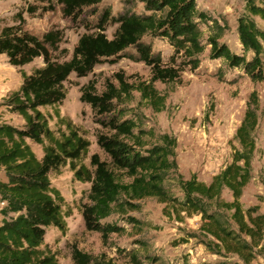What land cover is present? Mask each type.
<instances>
[{"label": "trees", "instance_id": "trees-1", "mask_svg": "<svg viewBox=\"0 0 264 264\" xmlns=\"http://www.w3.org/2000/svg\"><path fill=\"white\" fill-rule=\"evenodd\" d=\"M243 13L237 20V40L240 53L231 51L221 38L226 25L201 13L196 0H125L115 15L103 10L98 17L95 34L83 35L74 48L70 60L58 63L50 59L47 44L53 35L43 39L17 27H5L0 32V55H5L11 66L21 68L36 58L44 66L31 75L19 71L22 84L18 91L3 103L21 116L24 127L0 124V264H59L56 256L44 244L45 230L66 228L61 211L62 198L51 186L50 175L69 165L75 176L91 183L89 203L83 205L82 216L89 231L103 237L119 234L125 228L117 222H107L117 216L127 225L138 229L143 223L131 217L129 211L140 209L139 201L155 198L170 206L176 215H199L200 233L207 251L224 261L214 264H252L256 258L264 262V214L254 208L244 209L241 204L243 189L251 179V161L255 150L254 132L257 126V101H252L237 128L234 149L229 165L206 184L190 178L184 180L176 163V140L167 135H156L124 113H112V100L119 95L109 90L101 97L85 89L81 101L88 103L101 116V125L114 132L111 136H97V144L111 157L114 164L127 172L129 183L117 182L114 174L94 157V172L82 164L89 144L74 131L57 135L51 131L40 108L53 107L64 99L63 84L71 74L85 77L101 60L127 57L151 66L160 81H170L178 72L161 68L160 57L144 41L165 39L174 55L183 59V66L196 69L199 56L208 46V58L219 60L229 69L241 71L253 82L264 81V0H242ZM65 15L72 16L79 8L97 5L100 0H58ZM135 2L142 4L145 13L135 11ZM117 25L112 39L104 34L107 21ZM210 23V24H209ZM209 27V35L202 41L200 25ZM132 49L134 53H127ZM146 98L154 99L152 89H143ZM108 117V118H107ZM42 148L38 158L31 145ZM176 191V193L174 192ZM228 191L231 201L222 194ZM264 202V195H263ZM135 248L126 251L133 257L138 249L146 250V243L136 240ZM228 257L236 261L227 260ZM75 264H90L87 255L72 251ZM153 261V259H152ZM181 264H188L183 260Z\"/></svg>", "mask_w": 264, "mask_h": 264}, {"label": "rangeland", "instance_id": "rangeland-1", "mask_svg": "<svg viewBox=\"0 0 264 264\" xmlns=\"http://www.w3.org/2000/svg\"><path fill=\"white\" fill-rule=\"evenodd\" d=\"M124 1L100 0L97 5L79 8L69 16L63 13L58 0H0V32L5 27H17L39 39L50 33L53 35L52 43L47 44L50 59L62 63L71 59L83 35L99 32L98 17L103 10H110L115 16ZM135 6L137 13H145L142 4L135 2ZM243 7L242 0H196L199 12L226 25L220 41L236 53L241 52L236 28ZM257 23L264 26L258 20ZM199 28L204 43L209 27L201 24ZM103 29L107 38L112 39L117 25L108 20ZM144 41L160 57L161 68L178 72L176 78L160 81L153 75L151 66L127 57L103 59L87 76L71 74L68 77L63 84L64 99L59 104L39 109L51 131L57 135L69 128L88 142L87 156L82 164L89 172H94L97 167L92 161L94 157L114 174L117 182L129 183L131 179L127 172L120 170L97 144V136L114 134L101 125L105 115H99L90 104L81 101L85 89L101 97L110 88L119 97L112 100L109 115L116 117L118 113H124L143 129L174 138L178 173L184 180L194 177L208 184L231 163L237 148L235 132L254 95L257 101L255 150L251 179L243 189L240 201L244 209L254 208L264 214V81L253 82L241 71L231 70L219 60H210L208 46L199 56L198 67L193 69L183 66L180 56L171 62L174 51L165 39L146 36ZM127 53L134 51L129 49ZM43 66V59L36 58L17 68L9 64L5 55H0V124L24 127L23 118L3 103L20 88L23 79L19 71L28 76ZM143 89H152L156 100L146 98ZM28 143L41 158V146ZM50 182L62 198L61 211L66 228L64 231L47 228L44 244L54 253L59 264H75L72 259L74 249L87 255L90 264H135L126 251L136 249V240L147 246L146 250L138 249L133 254L139 264H181L183 260L188 264H214L225 260L205 248L203 241L208 239L200 233L199 215H176L170 206L155 198H146L138 202V211L128 212L143 223L138 229L118 220L117 216H111L106 221L117 222L125 231L103 237L87 230L82 216L83 205L89 203L91 183L79 180L69 165L52 173ZM222 197L226 201L232 199L228 191H224ZM2 207L0 204V209ZM227 260L236 261V258L228 257ZM252 264L264 262L258 257Z\"/></svg>", "mask_w": 264, "mask_h": 264}]
</instances>
